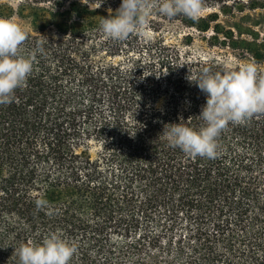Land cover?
Masks as SVG:
<instances>
[{"label": "trees", "instance_id": "1", "mask_svg": "<svg viewBox=\"0 0 264 264\" xmlns=\"http://www.w3.org/2000/svg\"><path fill=\"white\" fill-rule=\"evenodd\" d=\"M120 3L0 1L33 63L0 103V264L51 232L75 244L69 264H264V112L223 128L214 158L162 133L203 123L189 74L242 64L190 58L161 35L113 41L100 21ZM203 3L196 20L153 9L147 25L179 22L264 63V0Z\"/></svg>", "mask_w": 264, "mask_h": 264}, {"label": "clouds", "instance_id": "2", "mask_svg": "<svg viewBox=\"0 0 264 264\" xmlns=\"http://www.w3.org/2000/svg\"><path fill=\"white\" fill-rule=\"evenodd\" d=\"M153 9L169 18L183 14L196 20L205 5L203 0H121L114 14L101 19L100 29L113 41H123L134 32L143 34ZM25 40L26 32L18 23L10 17H0V103H11L15 90L26 84L33 70L31 57L20 51ZM187 79L206 96L198 116L203 123L193 128L181 120L167 124L162 131L170 146L186 154L214 158L223 128L229 123L242 124L264 112V75L253 62L223 72L204 68ZM76 250L75 244L60 232H51L40 242L22 243L15 251L20 264H69Z\"/></svg>", "mask_w": 264, "mask_h": 264}, {"label": "rangeland", "instance_id": "3", "mask_svg": "<svg viewBox=\"0 0 264 264\" xmlns=\"http://www.w3.org/2000/svg\"><path fill=\"white\" fill-rule=\"evenodd\" d=\"M0 1L17 5L22 0ZM143 34L147 38H155L157 35L163 36L165 43L177 45L182 53L188 55L190 58L218 59L228 64L251 62L250 57L248 55L244 56L241 51H233L228 47L212 45L206 37L210 33H202L194 28L181 25L179 22H167L158 31H154L149 25H146ZM189 34L192 37L187 36ZM258 67L264 71V63H261Z\"/></svg>", "mask_w": 264, "mask_h": 264}]
</instances>
